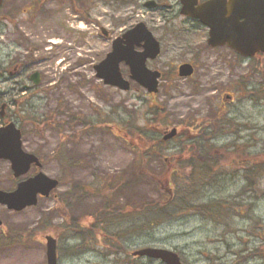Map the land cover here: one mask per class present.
Returning <instances> with one entry per match:
<instances>
[{
	"label": "rangeland",
	"instance_id": "374dc122",
	"mask_svg": "<svg viewBox=\"0 0 264 264\" xmlns=\"http://www.w3.org/2000/svg\"><path fill=\"white\" fill-rule=\"evenodd\" d=\"M143 1L36 0L35 11L16 20L19 27L7 25L0 35V94L8 100L11 119L22 126L24 149L43 158L40 167L16 178L9 161L0 158V188L11 190L38 169L59 179L55 190L35 205L12 210L0 204L3 233L23 235L0 247V264H46V234L56 238L57 264H164L131 254L145 246L175 250L184 264H264V74L259 73H264V61L238 58L226 47L212 48L202 26L179 16L161 18L143 7ZM140 20L156 37H164L160 55L149 65L163 71L154 96L136 82L127 91L104 85L93 68L112 38ZM189 59L194 73L179 77L177 65ZM17 61L18 74L9 76L5 68ZM120 69L128 77L124 62ZM33 71L40 73V82L17 111L14 98L22 97L21 85L31 82ZM225 92L232 97L221 104ZM154 106L161 110L153 115L158 126L145 118ZM74 114L95 126L72 127L65 120ZM45 119L48 125L42 124ZM58 120L68 135L56 151L61 141ZM107 122L111 128H105ZM195 122L206 123L201 130L209 131L215 159L208 164L215 180L197 183L187 202L168 207L167 216L135 211L108 218L96 192L108 179L123 181L113 193L122 207L166 199L179 178L186 185L191 166L185 153L194 151ZM114 125L134 132L133 125L144 127L158 137L175 126L178 133L159 147V155L138 161L127 140L112 132ZM252 157L257 174L251 190L243 175ZM79 185L88 191L80 192ZM60 196L65 201L58 202ZM205 202H220L227 207L225 216L202 215L195 205ZM94 219L99 227L88 230ZM73 220L85 226L81 233Z\"/></svg>",
	"mask_w": 264,
	"mask_h": 264
},
{
	"label": "water",
	"instance_id": "95a60500",
	"mask_svg": "<svg viewBox=\"0 0 264 264\" xmlns=\"http://www.w3.org/2000/svg\"><path fill=\"white\" fill-rule=\"evenodd\" d=\"M155 5V0L143 2L146 8ZM181 13L197 18L208 27L207 43L211 46L227 45L245 57L264 52V0H209L196 8L191 7L190 1L184 0ZM101 30L107 35L106 28L101 26ZM135 46H142V50H136ZM159 52V41L146 24L139 21L113 38L111 49L93 65L95 76L106 85L128 90L130 81L120 69V63L124 62L129 67L130 79L149 93L157 92L161 73L149 68L146 60L155 58ZM192 72L193 66L189 62L178 65L179 76H190ZM29 79L33 85H37L39 72L33 71ZM176 133L177 128L171 127L170 130H164L162 138L170 139ZM21 136V129L13 121L0 125V158L9 161L14 177L25 174L32 165L41 166L39 156L23 148ZM57 185V178L38 170L20 179L12 190L0 188V204L6 205L8 209L21 210L35 205L38 196H48ZM44 240L46 264H57L56 238L46 234ZM131 254L158 259L165 264H184L177 252L166 247L145 246L133 250Z\"/></svg>",
	"mask_w": 264,
	"mask_h": 264
},
{
	"label": "trees",
	"instance_id": "16d2710c",
	"mask_svg": "<svg viewBox=\"0 0 264 264\" xmlns=\"http://www.w3.org/2000/svg\"><path fill=\"white\" fill-rule=\"evenodd\" d=\"M259 73H262L261 71H259ZM160 110L159 106H154V107H150L149 110L147 111L150 115L146 116V120L150 123H152L151 125H157V124H153L155 122L153 121V115L157 114ZM155 120V119H154ZM46 119L43 121L42 124L44 125H48L46 123ZM65 122L69 123L72 127L75 126L76 124H82V128H90V127H94L96 123L93 122H88L87 119L82 118L78 115H72L70 116V120L68 118V120H65ZM159 122V121H158ZM109 126H105V128H111V123ZM159 124V123H158ZM206 123H192V126L195 128L194 130L197 132L195 135V139L191 140L193 142H191V146L194 147V151L193 149H187L186 151V159L185 162L186 164H189L191 166V170H190V175L188 177H186V185L183 186L181 185L179 182L181 181V178L177 179L178 183L175 182L174 186L170 187V192H169V197H167L166 199L160 200L159 198H157L155 201L153 202H149V203H144L143 205H133L132 203L129 204H125L126 206L122 207L118 201L115 200L113 193H115V190L120 188L123 184V181H121V179H116L115 177L112 179H108L106 183H104L103 186L100 187V185L97 187L99 188L98 190L96 189V192L98 193V195L100 196L101 199V205L104 207V211L105 215H107L108 218H119L121 216L124 215H128V214H133L135 213V211H140V212H146V211H153V212H157L158 214H163V215H168L170 212L168 211V207H170L171 205H175L178 204V202H187V199L189 198L190 195H188L187 193H193L196 192V190L198 189L196 187L197 183H200L202 181H210L209 179H213L215 180V176L212 175L210 176V165L208 164V161L214 160L215 156L211 155V151H212V144L210 143V141L208 140V135H209V131H202L204 130L203 126ZM102 127H104L102 124H99ZM128 125V124H127ZM56 128L58 129L61 141L60 143L57 145L56 147V151H58L59 149H61L63 147V143L65 141V139L67 138L68 134H64L63 133V128H62V121L58 120L55 123ZM115 127H113V131L115 132V134L117 136H119L120 138H122L124 141L127 140L128 145L134 150L135 154L140 156V160L142 159L144 160L146 157L149 156H156L160 154L159 147L161 145H164L166 141L161 140L160 137H158L156 134L151 133L148 134V132H144V127H139L136 125L134 126V131H132L130 128H122L121 125H114ZM158 126V125H157ZM205 127V126H204ZM20 128L22 130V126L20 125ZM202 129V130H201ZM76 130V129H74ZM80 130V129H79ZM143 138L145 140V142L141 139ZM126 139V140H125ZM191 157V158H190ZM256 157H252V159H248L246 160V166L244 167V172L245 175H243L246 178V184L247 186H249V189H253L252 184L254 181V177L257 174V170H256V162L254 161ZM41 161L43 158H41ZM248 161V162H247ZM253 162L252 166L249 165V162ZM262 168V165L260 166L258 164V170ZM136 169H133V171H135ZM137 172V171H136ZM214 176V177H213ZM175 179L178 176H174ZM212 177V178H211ZM252 187V188H251ZM80 192L85 193L86 191H88L87 188L85 187H80V185L78 186V188ZM91 192V191H90ZM64 197H66L65 195H63ZM63 196H60L58 198V202L59 201H65V198ZM61 202V204H63ZM204 205L198 204L195 205L199 212L204 215L207 212L208 216H215L217 218H223L226 214L227 211V207L225 206H220V202H205L203 203ZM207 205V207L205 206ZM211 205H219L220 209L216 210L214 209V206L212 207ZM136 206H140V207H136ZM176 206V205H175ZM179 206V205H178ZM216 210V211H215ZM209 212V213H208ZM64 217H66V214H64ZM90 217V216H89ZM72 223H75L77 225H75V227L79 226V232L81 233L82 229L85 227L84 225L78 224L76 220H73ZM88 230H92V229H96L99 227L97 219L92 220V222L90 224H88ZM0 247L2 245H8L12 242L18 241L20 240V237L23 236L22 235V231H20L21 233H19V231H13V233L10 232H4L2 231V227H0ZM25 234V233H24ZM262 245H264V243L262 242Z\"/></svg>",
	"mask_w": 264,
	"mask_h": 264
},
{
	"label": "flooded vegetation",
	"instance_id": "af4514ba",
	"mask_svg": "<svg viewBox=\"0 0 264 264\" xmlns=\"http://www.w3.org/2000/svg\"><path fill=\"white\" fill-rule=\"evenodd\" d=\"M191 2V7L196 8L199 7L202 3L209 1V0H186ZM156 5L152 7L151 9H148L149 11L157 14L159 17H168V16H179L184 20L186 23H192L195 25V23L199 26H202L206 33L208 32V28L204 26L203 24L200 23V21L189 15V14H183L181 13V9L184 6V0H155ZM36 9V0H0V35L4 33V31H7L8 26L13 25V23L17 24V27H19V23H17L16 20L22 17L23 15L30 16L31 13H33ZM8 25V26H7ZM133 25V24H132ZM131 25V26H132ZM130 26V27H131ZM179 31H176V34ZM180 34L182 35L183 33ZM155 35V34H154ZM177 38L181 36H176ZM158 38V37H156ZM164 37L158 38V40L161 41ZM162 47V46H161ZM211 47V46H210ZM216 47H226L230 51L234 52L236 57L242 58L243 56L239 53H236L234 50H232L230 47L227 45H222V46H216ZM212 47V48H216ZM136 50H142V46H135ZM157 58V57H156ZM147 59V64L148 66L150 63H153V61L156 59ZM257 59L261 58L264 61V52H256L254 56H251L249 59ZM183 62H189L192 64L194 67V62L192 59H189L187 61ZM181 63V62H180ZM21 67V62L17 61L8 67L5 68L9 76H15L18 74L19 70ZM195 69V68H194ZM160 70V69H159ZM161 71V74L163 75V71ZM3 71L0 70V74H2ZM0 81L2 79L0 78ZM36 88L31 82L30 83H23L21 85V92L23 95L22 97H19V99L14 98V103L17 105V111H19V107L21 105V102H25L26 97H30L33 94V90ZM228 93L231 94L230 92H225L223 93L224 96H221L222 103L224 104L225 100L224 97L228 98ZM151 96H154V94H150ZM232 95V94H231ZM8 100H5L4 95L0 94V125L4 124L6 121L12 120L11 119V110H8ZM3 105V107H2ZM17 111L15 110L13 114H16ZM19 113V112H18ZM17 115V114H16ZM24 116L25 115H20ZM31 120V119H30ZM32 121V120H31Z\"/></svg>",
	"mask_w": 264,
	"mask_h": 264
}]
</instances>
